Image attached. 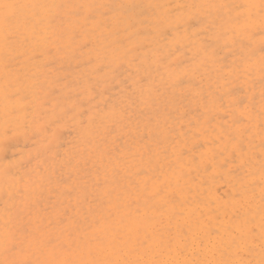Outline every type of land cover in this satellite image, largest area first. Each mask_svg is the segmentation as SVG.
<instances>
[{
    "label": "rangeland",
    "instance_id": "1",
    "mask_svg": "<svg viewBox=\"0 0 264 264\" xmlns=\"http://www.w3.org/2000/svg\"><path fill=\"white\" fill-rule=\"evenodd\" d=\"M4 2L92 7L0 39V262L157 264L172 243L241 235L259 261L261 0Z\"/></svg>",
    "mask_w": 264,
    "mask_h": 264
},
{
    "label": "snow or ice",
    "instance_id": "2",
    "mask_svg": "<svg viewBox=\"0 0 264 264\" xmlns=\"http://www.w3.org/2000/svg\"><path fill=\"white\" fill-rule=\"evenodd\" d=\"M63 7H71L73 9H84V8H91L90 5H46V4H24V3H6L4 0H0V39H2L5 44L9 41L15 39L18 34V29L23 27L26 30H31L33 34H35V27L36 25L44 22L47 20L49 23L53 22L55 17L54 16H45L41 14V11L44 9L50 8H63ZM180 7V6H177ZM220 7H225L221 5ZM248 8H255L256 5H248ZM261 10V28L262 32H264V0H261V4L259 5ZM25 9H32L33 11L30 14H22L23 10ZM78 14V12H77ZM237 24H240L239 20L237 19ZM249 35H251L249 29L250 24L248 21H245L242 25H240ZM25 39H27L25 37ZM260 66L261 72L264 73V39L261 41V56H260ZM262 96H264V89H262ZM9 100H12L13 97H9ZM15 109H11L8 114H13ZM262 181H264V168H262L261 172ZM264 198V197H262ZM246 232H252L254 229L252 227H247L244 229ZM211 235V234H210ZM217 237L220 236L219 232L215 234ZM4 243H5V251L8 253H15L17 250V243L16 240L11 234L6 232L4 234ZM47 243L49 245H54L53 238L49 237ZM203 244V241H201ZM235 245V253L239 255L243 251L251 252L252 247L244 242L243 235H241L240 240H237L236 237L232 238L231 244ZM98 247H103L104 242L102 240H98ZM183 251V249H180ZM260 260L255 261L252 259H239V260H227V261H220L219 264H264V215L261 218V246H260ZM0 264H32L30 260H6L0 262ZM56 264H76V262L70 261H61L56 262ZM80 264H122L119 261H97V260H90L80 262ZM124 264H131V262H124ZM188 264V262H185Z\"/></svg>",
    "mask_w": 264,
    "mask_h": 264
},
{
    "label": "bare ground",
    "instance_id": "3",
    "mask_svg": "<svg viewBox=\"0 0 264 264\" xmlns=\"http://www.w3.org/2000/svg\"><path fill=\"white\" fill-rule=\"evenodd\" d=\"M28 1H31V2H33V1H35V0H28ZM233 27V26H232ZM189 38V37H188ZM214 53V52H213ZM177 59V58H176ZM169 67V66H168ZM172 68V67H171ZM171 70H173V69H171ZM169 71V70H168ZM167 71V72H168ZM193 72V71H192ZM170 74H171V72H170ZM172 75V74H171ZM4 101V100H3ZM7 105V104H6ZM13 117V116H12ZM9 119V118H8ZM5 122V121H4ZM2 125V124H1ZM21 127V126H20ZM19 129V128H18ZM2 137V136H1ZM51 151V150H50ZM54 154V153H53ZM48 160V159H47ZM2 164H4V163H2ZM38 165V164H37ZM40 165V164H39ZM45 165V164H44ZM51 165V164H50ZM6 167V166H5ZM46 167V166H45ZM51 167V166H50ZM36 168V167H35ZM1 170H2V168H1ZM51 170V169H50ZM2 172V171H1ZM0 172V173H1ZM34 172H35V170H34ZM37 173V172H36ZM35 173V174H36ZM39 173V172H38ZM6 174H7V172H6ZM40 174V173H39ZM48 174H49V172H48ZM47 174V175H48ZM10 176V175H9ZM26 176V175H25ZM24 176V177H25ZM27 176H28V174H27ZM29 176H31V175H29ZM7 177V176H6ZM5 177V178H6ZM35 177V176H34ZM44 177H45V175H44ZM48 177H49V175H48ZM2 178V177H1ZM4 178V179H5ZM12 178V177H11ZM15 178V177H14ZM36 178V177H35ZM46 178V177H45ZM31 179V178H30ZM50 179V178H49ZM7 180V179H6ZM10 180V179H9ZM16 180V179H15ZM18 180H20V178H18ZM11 181V180H10ZM24 181V180H23ZM30 181V180H29ZM4 182V181H3ZM26 183V182H25ZM28 183V182H27ZM8 184V183H7ZM8 185H10V184H8ZM35 185V184H34ZM47 185V184H46ZM25 186V185H24ZM21 188H22V186H21ZM17 189V188H16ZM12 190V189H11ZM23 190V189H22ZM25 190V189H24ZM5 191H6V189H5ZM17 191H19V190H17ZM23 192V191H22ZM28 192V191H27ZM15 193V192H14ZM30 193V192H29ZM35 192H33V194H34ZM9 194V193H8ZM17 194V193H16ZM15 194V195H16ZM13 195V194H12ZM28 195V194H27ZM21 196V195H20ZM36 196V195H35ZM28 197V199H29V196H27ZM32 198H34L33 197V195L31 196ZM37 197V196H36ZM19 198V197H18ZM25 199V198H24ZM15 200V199H14ZM15 202V201H14ZM26 202H27V200H26ZM23 207H24V205H23ZM13 215V214H12ZM207 215V213L205 212V213H203V214H200V215H198V218H200V217H203V218H206L205 216ZM207 219V218H206ZM249 219H250V217L247 219V221H246V225H247V223L249 222ZM245 225V226H246ZM158 234H160V235H163V236H165V237H167L165 234H166V231H164L162 234L161 233H159V232H154L153 231V235H155V236H157L156 237V239H155V243H154V245L153 246H151V247H154V246H156V247H160V245L162 244V243H164V241H162L161 239H160V236L158 235ZM195 234H197V231H196V233ZM223 234V233H222ZM245 236H248V243L250 242H252L251 241V239H250V236H249V234L248 233H246L245 234ZM202 238H203V236H202ZM254 239V238H253ZM113 241H116L117 242V244H115L113 247H112V245L111 244H107V245H105V249L106 250H108V252L110 253L108 256L109 257H111V258H113V259H118V257L114 254L115 252H118L119 250H118V240L116 239V238H114L111 242H113ZM203 241V244H201V242H194V243H192V242H185V243H183L182 245H181V248L180 249H183V251H185L184 250V246L183 245H185V246H187L188 247V249H187V253L186 254H181V250L180 249H176L175 248V243H172L171 245H170V250L169 251H167L168 253H170V254H168V253H166L165 255H162L161 256V258H159L158 259V261H157V264H185V262H188V264H195V263H197V264H219V262L222 260V258L225 260V261H227V260H239V259H242V256H240V255H237L236 253H233L234 251L232 250V248L231 247H225V244H227L226 242L225 243H223L222 241H221V239H218V240H216L215 239V237L214 238H212V240H209V239H204V240H202ZM216 244V245H213V244ZM257 244V243H256ZM202 246V248L201 249H199V248H196L195 246ZM183 246V247H182ZM155 247V248H156ZM193 247V248H192ZM254 249H255V247L254 246H252V251L249 253V256L250 257H252L253 255V252H254ZM102 251H103V247L101 248V247H96V248H94V253L95 254H101L102 253ZM186 252V251H185ZM255 255V254H254ZM100 256H102V255H100ZM97 260H101L102 258H100V257H97L96 258Z\"/></svg>",
    "mask_w": 264,
    "mask_h": 264
}]
</instances>
